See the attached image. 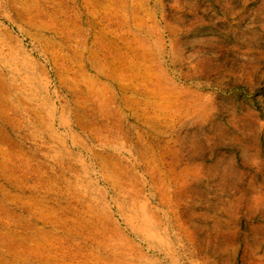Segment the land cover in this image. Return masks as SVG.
Segmentation results:
<instances>
[{
	"label": "rangeland",
	"instance_id": "374dc122",
	"mask_svg": "<svg viewBox=\"0 0 264 264\" xmlns=\"http://www.w3.org/2000/svg\"><path fill=\"white\" fill-rule=\"evenodd\" d=\"M46 6L0 0V264H264V0Z\"/></svg>",
	"mask_w": 264,
	"mask_h": 264
},
{
	"label": "bare ground",
	"instance_id": "6f19581e",
	"mask_svg": "<svg viewBox=\"0 0 264 264\" xmlns=\"http://www.w3.org/2000/svg\"><path fill=\"white\" fill-rule=\"evenodd\" d=\"M7 1L8 2H10V1L13 2V0H7ZM33 1H38L40 3L41 7H44L43 8L44 10H47L48 9L47 6H46V1L47 0H40V1L39 0H33ZM94 1H96V0H94ZM43 9L40 10V8H37V12H36L37 23H38V20L41 19V18L50 17L49 14L48 13H45V11ZM127 9H128V6L126 7V10ZM56 12L59 13V12H61V10H56ZM101 20L105 21V20H107V18L105 16H103ZM80 22H82V21L76 20L75 25L76 26H79L80 25ZM95 22H96V19H94V18H88V20L86 22V25L88 27H92V26L95 25ZM109 26H113V25L110 24ZM70 41H72L71 40V34L69 35L68 39H66V43H68ZM141 43H142V41H141ZM134 60L143 63V61L145 60V50L144 49H141L140 51L135 52L134 53ZM88 64H89V67L91 68V70H93V68H95V70H96L94 56H92L90 58V62H89V58H88ZM97 71H99L98 65H97ZM97 71H94V73H98ZM91 92H93V89H91ZM91 92L89 91L88 93L90 94ZM81 111L83 112L84 115H88L90 118H92V121H93V124L94 125H98L99 124L100 120L98 119V117L101 114L99 109L96 108V109H94L93 113L89 114L88 111H86V108L85 107H80V113H81ZM77 122H78V124L80 126L81 120L79 118H77ZM0 214H2V211H0ZM6 241L9 243L8 238H7ZM24 242H26V241H23L20 244L22 247H25V245H26ZM3 243L6 244L4 238L2 236H0V250H1V246H3ZM8 243H7V246H8ZM23 250H24V248H23ZM27 252H28V250H26L24 253H27ZM70 258H72V257H70ZM21 259H22V262H27V263L32 262L30 255L28 256L27 259H24L23 256H22ZM50 264H53V263H50Z\"/></svg>",
	"mask_w": 264,
	"mask_h": 264
},
{
	"label": "crops",
	"instance_id": "0c3cea01",
	"mask_svg": "<svg viewBox=\"0 0 264 264\" xmlns=\"http://www.w3.org/2000/svg\"><path fill=\"white\" fill-rule=\"evenodd\" d=\"M4 191H7V190H6V189H4ZM3 198H4V200L6 201V198H8V197H6V196H5V197H3Z\"/></svg>",
	"mask_w": 264,
	"mask_h": 264
}]
</instances>
